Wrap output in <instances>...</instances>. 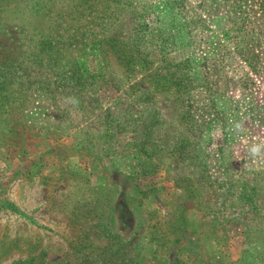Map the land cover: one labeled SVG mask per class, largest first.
I'll return each instance as SVG.
<instances>
[{
	"label": "rangeland",
	"instance_id": "1",
	"mask_svg": "<svg viewBox=\"0 0 264 264\" xmlns=\"http://www.w3.org/2000/svg\"><path fill=\"white\" fill-rule=\"evenodd\" d=\"M0 264H264V0H0Z\"/></svg>",
	"mask_w": 264,
	"mask_h": 264
}]
</instances>
